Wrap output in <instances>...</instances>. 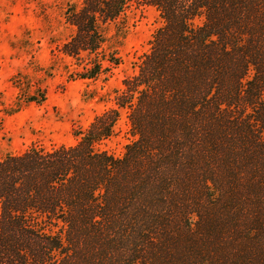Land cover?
Masks as SVG:
<instances>
[{
  "label": "trees",
  "instance_id": "1",
  "mask_svg": "<svg viewBox=\"0 0 264 264\" xmlns=\"http://www.w3.org/2000/svg\"><path fill=\"white\" fill-rule=\"evenodd\" d=\"M133 4L162 24L114 106L0 158V264H264V0L67 3L69 76L119 65L103 30ZM123 111L124 153L95 150Z\"/></svg>",
  "mask_w": 264,
  "mask_h": 264
},
{
  "label": "rangeland",
  "instance_id": "2",
  "mask_svg": "<svg viewBox=\"0 0 264 264\" xmlns=\"http://www.w3.org/2000/svg\"><path fill=\"white\" fill-rule=\"evenodd\" d=\"M81 2L0 0V158L33 146L76 144L75 134L114 106V91L123 88L126 75L136 73L135 63L162 24L154 8L133 4L125 19L103 30L119 65L95 80H82L69 76L81 66L58 52L74 32L64 19L66 4L79 7ZM193 23L199 25L201 19ZM132 140L123 111L114 134L94 149L119 157Z\"/></svg>",
  "mask_w": 264,
  "mask_h": 264
}]
</instances>
